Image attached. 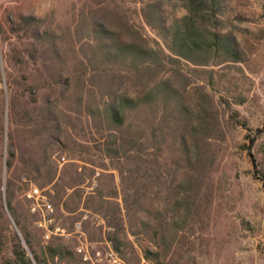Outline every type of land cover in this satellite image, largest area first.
<instances>
[{
	"label": "rangeland",
	"instance_id": "1",
	"mask_svg": "<svg viewBox=\"0 0 264 264\" xmlns=\"http://www.w3.org/2000/svg\"><path fill=\"white\" fill-rule=\"evenodd\" d=\"M27 260L264 264V0H0V264Z\"/></svg>",
	"mask_w": 264,
	"mask_h": 264
},
{
	"label": "built area",
	"instance_id": "2",
	"mask_svg": "<svg viewBox=\"0 0 264 264\" xmlns=\"http://www.w3.org/2000/svg\"><path fill=\"white\" fill-rule=\"evenodd\" d=\"M27 197L29 199H34L36 201V205L38 206L39 203H38V199H41L40 197V192L37 188H31L28 192H27ZM41 204H43V206L45 207V209L48 211L50 210L51 211V205L48 204L47 202L43 201V199H41Z\"/></svg>",
	"mask_w": 264,
	"mask_h": 264
},
{
	"label": "trees",
	"instance_id": "3",
	"mask_svg": "<svg viewBox=\"0 0 264 264\" xmlns=\"http://www.w3.org/2000/svg\"><path fill=\"white\" fill-rule=\"evenodd\" d=\"M186 35H188V32L184 30L183 34H181V36L183 37L184 36V39H186ZM27 243V242H26ZM16 246H17V249H18V253L21 255V257H24V249L22 248L20 242H18V240L16 241ZM27 264H30V260H27Z\"/></svg>",
	"mask_w": 264,
	"mask_h": 264
},
{
	"label": "water",
	"instance_id": "4",
	"mask_svg": "<svg viewBox=\"0 0 264 264\" xmlns=\"http://www.w3.org/2000/svg\"><path fill=\"white\" fill-rule=\"evenodd\" d=\"M21 239V238H20ZM25 244V243H24ZM25 248L27 249L26 245H25ZM28 250V249H27Z\"/></svg>",
	"mask_w": 264,
	"mask_h": 264
}]
</instances>
